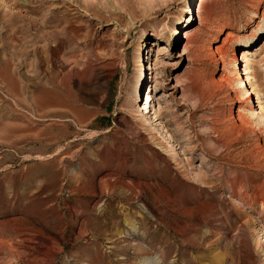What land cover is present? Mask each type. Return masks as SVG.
Instances as JSON below:
<instances>
[{
	"label": "rangeland",
	"instance_id": "rangeland-1",
	"mask_svg": "<svg viewBox=\"0 0 264 264\" xmlns=\"http://www.w3.org/2000/svg\"><path fill=\"white\" fill-rule=\"evenodd\" d=\"M0 264H264V0H0Z\"/></svg>",
	"mask_w": 264,
	"mask_h": 264
},
{
	"label": "bare ground",
	"instance_id": "bare-ground-1",
	"mask_svg": "<svg viewBox=\"0 0 264 264\" xmlns=\"http://www.w3.org/2000/svg\"><path fill=\"white\" fill-rule=\"evenodd\" d=\"M242 60H246V59H245V56H242ZM249 92H251V93H252V91H249Z\"/></svg>",
	"mask_w": 264,
	"mask_h": 264
}]
</instances>
